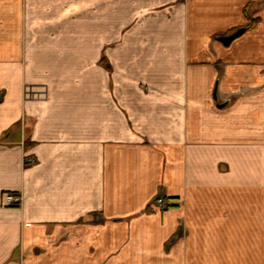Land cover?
<instances>
[{
    "label": "crops",
    "instance_id": "obj_1",
    "mask_svg": "<svg viewBox=\"0 0 264 264\" xmlns=\"http://www.w3.org/2000/svg\"><path fill=\"white\" fill-rule=\"evenodd\" d=\"M0 264H264V0H0Z\"/></svg>",
    "mask_w": 264,
    "mask_h": 264
},
{
    "label": "built area",
    "instance_id": "obj_2",
    "mask_svg": "<svg viewBox=\"0 0 264 264\" xmlns=\"http://www.w3.org/2000/svg\"><path fill=\"white\" fill-rule=\"evenodd\" d=\"M18 200H19V197H17L16 194L13 193V192H10V193L5 194L4 201L6 203H9L10 204V203H14V202H16ZM160 205H162V202H160Z\"/></svg>",
    "mask_w": 264,
    "mask_h": 264
},
{
    "label": "water",
    "instance_id": "obj_3",
    "mask_svg": "<svg viewBox=\"0 0 264 264\" xmlns=\"http://www.w3.org/2000/svg\"><path fill=\"white\" fill-rule=\"evenodd\" d=\"M240 33H241V32H238L237 34H235V36L238 35V34H240ZM230 39H231V37H227V38H225L226 42H229Z\"/></svg>",
    "mask_w": 264,
    "mask_h": 264
}]
</instances>
